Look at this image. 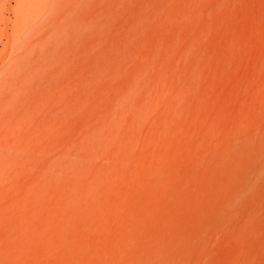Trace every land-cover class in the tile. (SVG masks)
<instances>
[{
    "label": "rangeland",
    "instance_id": "rangeland-1",
    "mask_svg": "<svg viewBox=\"0 0 264 264\" xmlns=\"http://www.w3.org/2000/svg\"><path fill=\"white\" fill-rule=\"evenodd\" d=\"M0 264H264V0H0Z\"/></svg>",
    "mask_w": 264,
    "mask_h": 264
}]
</instances>
